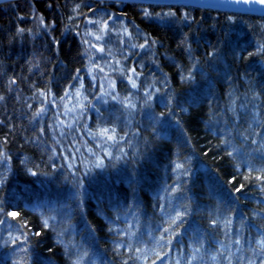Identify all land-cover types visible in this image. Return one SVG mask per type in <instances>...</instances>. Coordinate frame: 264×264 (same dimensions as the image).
Returning <instances> with one entry per match:
<instances>
[{"label": "trees", "instance_id": "16d2710c", "mask_svg": "<svg viewBox=\"0 0 264 264\" xmlns=\"http://www.w3.org/2000/svg\"><path fill=\"white\" fill-rule=\"evenodd\" d=\"M86 19L129 48L106 103ZM0 97V264H264V16L3 3Z\"/></svg>", "mask_w": 264, "mask_h": 264}, {"label": "rangeland", "instance_id": "374dc122", "mask_svg": "<svg viewBox=\"0 0 264 264\" xmlns=\"http://www.w3.org/2000/svg\"><path fill=\"white\" fill-rule=\"evenodd\" d=\"M166 17H168V13H155L157 20L166 19ZM86 20L87 25L83 34L89 62L86 69L92 77L98 79L101 85L100 97H105L102 103H106L109 97L114 99L116 96L117 77L114 75L123 71V62L129 57V48L120 41L119 35L123 34L122 29L102 25L92 19ZM131 46L134 44L131 43ZM109 57H113L114 60L109 61ZM83 96V92H80L76 94L75 98H70L63 111L70 114L75 107H82L85 103Z\"/></svg>", "mask_w": 264, "mask_h": 264}, {"label": "water", "instance_id": "95a60500", "mask_svg": "<svg viewBox=\"0 0 264 264\" xmlns=\"http://www.w3.org/2000/svg\"><path fill=\"white\" fill-rule=\"evenodd\" d=\"M18 0H0V4ZM133 3L145 6H183L216 11L220 13L264 16V7L259 4L237 2V0H92Z\"/></svg>", "mask_w": 264, "mask_h": 264}, {"label": "snow or ice", "instance_id": "6c2138e0", "mask_svg": "<svg viewBox=\"0 0 264 264\" xmlns=\"http://www.w3.org/2000/svg\"><path fill=\"white\" fill-rule=\"evenodd\" d=\"M237 2H243V3H252V4H259L261 5V7H264V0H237ZM146 15H148L146 13ZM21 33L23 32V29L19 30ZM97 39H100V37H97ZM0 99H2V97H0ZM108 129H104L102 130V132L100 133L102 136H107L108 139H113V137L111 135H108ZM33 175H35V173H33ZM14 215V213H13ZM3 221H0V223H2ZM237 243H239V241H237ZM259 245H260V251L264 252V238H261V240L259 241ZM251 264V262H250Z\"/></svg>", "mask_w": 264, "mask_h": 264}]
</instances>
